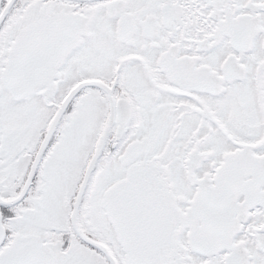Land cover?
I'll use <instances>...</instances> for the list:
<instances>
[{
  "label": "snow or ice",
  "instance_id": "1",
  "mask_svg": "<svg viewBox=\"0 0 264 264\" xmlns=\"http://www.w3.org/2000/svg\"><path fill=\"white\" fill-rule=\"evenodd\" d=\"M0 264H264V0H0Z\"/></svg>",
  "mask_w": 264,
  "mask_h": 264
}]
</instances>
